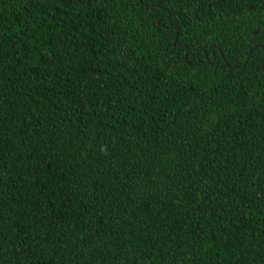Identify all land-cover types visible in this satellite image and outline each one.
Masks as SVG:
<instances>
[{
  "label": "trees",
  "instance_id": "1",
  "mask_svg": "<svg viewBox=\"0 0 264 264\" xmlns=\"http://www.w3.org/2000/svg\"><path fill=\"white\" fill-rule=\"evenodd\" d=\"M264 0H0V264H264Z\"/></svg>",
  "mask_w": 264,
  "mask_h": 264
},
{
  "label": "water",
  "instance_id": "2",
  "mask_svg": "<svg viewBox=\"0 0 264 264\" xmlns=\"http://www.w3.org/2000/svg\"><path fill=\"white\" fill-rule=\"evenodd\" d=\"M263 71H264V67H263Z\"/></svg>",
  "mask_w": 264,
  "mask_h": 264
}]
</instances>
